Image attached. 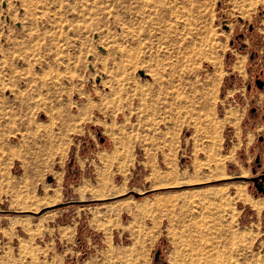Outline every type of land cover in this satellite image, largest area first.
I'll return each mask as SVG.
<instances>
[{
    "label": "rangeland",
    "instance_id": "1",
    "mask_svg": "<svg viewBox=\"0 0 264 264\" xmlns=\"http://www.w3.org/2000/svg\"><path fill=\"white\" fill-rule=\"evenodd\" d=\"M258 79L264 0H0V264H264Z\"/></svg>",
    "mask_w": 264,
    "mask_h": 264
},
{
    "label": "flooded vegetation",
    "instance_id": "2",
    "mask_svg": "<svg viewBox=\"0 0 264 264\" xmlns=\"http://www.w3.org/2000/svg\"><path fill=\"white\" fill-rule=\"evenodd\" d=\"M259 141H261V143L264 142L263 139H261ZM263 174H264L263 162H262L260 156H258L257 159H256V166L253 167V176L251 178H253V177H259V176H261ZM251 178H246V179L249 180V181H251ZM251 182H252V185H253L255 191L257 193H259L258 190H257V188H256V186L258 184H260L262 182V180L260 178H258L256 182H253V181H251ZM260 194H264V193H260Z\"/></svg>",
    "mask_w": 264,
    "mask_h": 264
},
{
    "label": "water",
    "instance_id": "3",
    "mask_svg": "<svg viewBox=\"0 0 264 264\" xmlns=\"http://www.w3.org/2000/svg\"><path fill=\"white\" fill-rule=\"evenodd\" d=\"M100 50H103V48L100 47ZM252 57H253V55H252ZM140 74L142 76H145V73L143 71H141ZM256 84H257V86H258L259 89H263L264 88V81L258 79L256 81ZM261 139H263V138H261ZM258 178H260L262 180V182L260 184H258L256 186V188H257V190H258L259 193H264V174L261 175V176H259V177H253V178H251V181L256 182Z\"/></svg>",
    "mask_w": 264,
    "mask_h": 264
},
{
    "label": "bare ground",
    "instance_id": "4",
    "mask_svg": "<svg viewBox=\"0 0 264 264\" xmlns=\"http://www.w3.org/2000/svg\"><path fill=\"white\" fill-rule=\"evenodd\" d=\"M213 62H214V60H213ZM216 65V64H215ZM215 77V76H214ZM220 78V77H219ZM216 80V79H215ZM205 82V81H204ZM212 82V81H211ZM216 82H218V81H216ZM213 83H215V82H213ZM217 84V83H216ZM219 84V83H218ZM206 85H208V84H204V86H206ZM215 85V84H214ZM199 86H201V85H199ZM212 86V85H211ZM195 89H196V87H198L197 85H196V83H195ZM215 89V88H214ZM50 135V134H49ZM19 136H20V134H19ZM51 137V136H50ZM11 140V139H10ZM13 140V139H12ZM1 145V144H0ZM0 147H2V146H0ZM1 149V148H0ZM18 149V148H17ZM17 151V150H16ZM20 151H21V149H20ZM17 153V152H16ZM18 153H20V152H18ZM21 154V153H20ZM15 155V154H14ZM17 155V154H16ZM19 155V154H18ZM17 155V156H18ZM15 157V156H14ZM13 157V158H14ZM19 157V156H18ZM223 161V160H222ZM220 162V161H219ZM222 163V162H221ZM168 183V182H167ZM176 183V182H175ZM240 187V186H239ZM239 187H237V188H239ZM243 188V187H242ZM239 190H240V188H239ZM243 190H244V188H243ZM223 191V190H222ZM247 191V190H246ZM214 192V191H213ZM224 192V191H223ZM214 193H218V192H214ZM225 193H226V191H225ZM229 193V192H228ZM245 193V192H244ZM224 194V193H223ZM234 194V193H233ZM212 195V194H211ZM52 201H54V200H52ZM144 202V201H143ZM241 202V201H240ZM146 203H147V201H146ZM143 205H145V204H143ZM147 205V204H146ZM136 207V206H135ZM25 208V207H24ZM133 208V207H132ZM154 211V210H153ZM147 212V211H146ZM149 212V211H148ZM151 213V212H150ZM115 214V213H114ZM112 215V214H111ZM133 219V218H132ZM15 225V224H14ZM17 225V224H16ZM70 229V228H69ZM111 237V236H110ZM25 242V241H24ZM109 247H111V246H109ZM113 247V246H112ZM109 251V250H108ZM111 251V250H110ZM68 254V253H67ZM52 256V255H51ZM63 258V257H62ZM56 260V259H55ZM53 263V262H52ZM85 263V262H84ZM80 264H83V263H80ZM86 264V263H85Z\"/></svg>",
    "mask_w": 264,
    "mask_h": 264
},
{
    "label": "crops",
    "instance_id": "5",
    "mask_svg": "<svg viewBox=\"0 0 264 264\" xmlns=\"http://www.w3.org/2000/svg\"><path fill=\"white\" fill-rule=\"evenodd\" d=\"M258 142H260V141L258 140ZM262 144H264V142H262ZM259 151H261V152L259 154L258 153L256 154V157L254 158V160H256L258 156H260V158L263 162V166H264V146L263 145H262L261 150H259ZM250 168H251V172H252L251 175L253 176V167L251 165H250Z\"/></svg>",
    "mask_w": 264,
    "mask_h": 264
},
{
    "label": "trees",
    "instance_id": "6",
    "mask_svg": "<svg viewBox=\"0 0 264 264\" xmlns=\"http://www.w3.org/2000/svg\"><path fill=\"white\" fill-rule=\"evenodd\" d=\"M255 115V114H254ZM262 195V194H261Z\"/></svg>",
    "mask_w": 264,
    "mask_h": 264
}]
</instances>
